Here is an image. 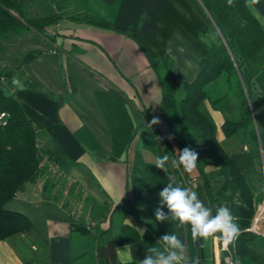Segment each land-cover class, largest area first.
<instances>
[{"label":"crops","instance_id":"0c3cea01","mask_svg":"<svg viewBox=\"0 0 264 264\" xmlns=\"http://www.w3.org/2000/svg\"><path fill=\"white\" fill-rule=\"evenodd\" d=\"M76 2L79 12L90 13L112 28L65 18L46 27L45 37L29 30L25 33L39 39L29 51L40 53L27 62L23 56L6 76L5 90L13 93L36 128L37 145L45 150L54 142L74 164L64 178L51 177L44 187L26 182L6 203L7 209L23 213L33 226L29 232L0 240V264H139L147 249L160 247L157 241L169 232L177 233L190 259H196L199 246L192 241L190 227L177 229L175 223L155 221L158 193L170 173L152 167L157 154L145 147V139L152 136L138 112L147 110L158 118L155 126L169 139L161 111L162 87L151 58L166 53L174 80L193 81L206 50L198 34L211 28V19L200 0ZM248 6L264 26V0H248ZM53 13L54 6L39 16ZM253 81L259 93L252 95L250 107L264 174V65H256ZM110 91L126 99L139 126L118 160L109 158L111 136L97 98ZM200 108L211 115L217 141L226 152L248 148L241 136L223 135V112L208 100ZM205 169L210 172L214 166ZM176 170L185 187L193 188L209 207L197 168L191 174ZM193 177L197 181L191 186L187 180ZM71 219L88 225V231L72 230ZM254 225L251 229L264 237V200L257 207ZM200 243L206 264H223L226 250L220 241ZM256 249L264 253V243L256 242Z\"/></svg>","mask_w":264,"mask_h":264},{"label":"trees","instance_id":"16d2710c","mask_svg":"<svg viewBox=\"0 0 264 264\" xmlns=\"http://www.w3.org/2000/svg\"><path fill=\"white\" fill-rule=\"evenodd\" d=\"M212 26L198 39L205 46L199 72L191 82L178 83L171 71V59L163 53L151 64L162 87L161 111L169 128L166 139L155 125L149 129L152 137L145 139V147L157 156L176 158V148L189 147L198 153L197 170L202 178L209 207L213 214L219 206H227L237 218L241 233L228 251L233 264H264V253L256 249V242L264 237L251 229L257 207L264 200V174L254 126L250 100L259 93L253 76L256 65H264V26L252 13L248 0H200ZM55 13L39 16L33 11L35 0H0V38L20 35L29 30L44 36L45 28L68 18L93 26L111 29L106 21L90 13L79 12L76 0H50ZM40 52L25 54L31 61ZM256 64V65H255ZM9 72H7L8 74ZM73 89V88H72ZM98 102L103 110L111 136L110 159L118 160L134 140L138 127L128 110L127 101L115 91L100 93ZM208 100L213 108L224 114L221 126L225 137L241 136L248 148L229 154L216 138V126L211 115L200 108ZM0 111L9 115L0 125V240L29 232L31 220L21 212L5 207L26 182L44 178H64L74 164L53 142L47 149L37 145V130L27 118L13 93L0 86ZM146 125L153 118L147 110L138 112ZM213 165L207 172L205 167ZM154 169H158L152 166ZM170 176L185 187V179L176 168L168 166ZM217 183L213 184V182ZM70 228L86 233L88 225L70 220ZM196 241L199 264L203 260L200 243Z\"/></svg>","mask_w":264,"mask_h":264},{"label":"clouds","instance_id":"9594fccd","mask_svg":"<svg viewBox=\"0 0 264 264\" xmlns=\"http://www.w3.org/2000/svg\"><path fill=\"white\" fill-rule=\"evenodd\" d=\"M251 2L258 3L259 0H251ZM228 3L231 4L232 0H228ZM159 123V119L154 117L146 124V127L151 129L153 125ZM172 138L169 137V139ZM176 153V158H170L167 154L157 156L154 165L166 174H168L169 165L174 169L182 167L184 172L191 174L197 167L198 153L189 147L178 149ZM158 196L159 205L154 210L155 221L175 223L177 229L190 227L193 242L220 241L224 250L228 251L229 246L234 245L241 233L237 218L227 206L217 207L213 214L212 209L205 206L193 188L180 186L172 176H169V182ZM165 207L167 213L164 211ZM157 243L161 246L149 247L139 264H199L198 258L190 259L187 245L177 233H166ZM230 260L231 252L229 251L224 264H229Z\"/></svg>","mask_w":264,"mask_h":264},{"label":"rangeland","instance_id":"374dc122","mask_svg":"<svg viewBox=\"0 0 264 264\" xmlns=\"http://www.w3.org/2000/svg\"><path fill=\"white\" fill-rule=\"evenodd\" d=\"M36 4L33 6V11L42 15L47 12L53 5L48 0H35ZM53 9V8H52ZM38 38L32 33H21L20 35H10L8 38H0V75L4 77V81L0 82V86L4 89L6 87V72H11L18 67L19 62L23 56L31 49L36 48L35 43ZM37 51V50H36ZM40 52V51H39ZM16 78L15 76L12 77ZM181 169H183L181 167ZM217 181L213 182V184Z\"/></svg>","mask_w":264,"mask_h":264},{"label":"built area","instance_id":"2783aa9c","mask_svg":"<svg viewBox=\"0 0 264 264\" xmlns=\"http://www.w3.org/2000/svg\"><path fill=\"white\" fill-rule=\"evenodd\" d=\"M4 81L3 75H0V82ZM9 117L8 113L6 111H0V125H5L7 122V118ZM197 179L195 177L189 178L187 180V184L194 186L196 184ZM38 184L42 187L44 184V178H39ZM252 229H255V225L252 226ZM229 264H233L231 261Z\"/></svg>","mask_w":264,"mask_h":264}]
</instances>
